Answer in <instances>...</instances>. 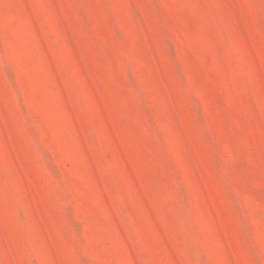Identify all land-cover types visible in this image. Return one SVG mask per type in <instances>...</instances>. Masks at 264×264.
Returning <instances> with one entry per match:
<instances>
[{"label":"rangeland","instance_id":"374dc122","mask_svg":"<svg viewBox=\"0 0 264 264\" xmlns=\"http://www.w3.org/2000/svg\"><path fill=\"white\" fill-rule=\"evenodd\" d=\"M0 264H264V0H0Z\"/></svg>","mask_w":264,"mask_h":264}]
</instances>
